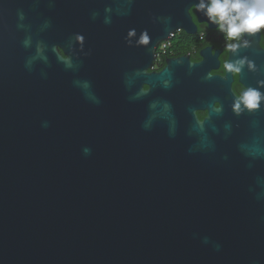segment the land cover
Listing matches in <instances>:
<instances>
[{
  "label": "water",
  "instance_id": "1",
  "mask_svg": "<svg viewBox=\"0 0 264 264\" xmlns=\"http://www.w3.org/2000/svg\"><path fill=\"white\" fill-rule=\"evenodd\" d=\"M106 2L0 0V264H264V200L250 190H260L264 159L249 167L243 140L223 135L212 136L214 151H189L197 117L186 75L168 91L158 75L142 76L150 91L136 101L125 87L128 29L148 31L150 44L137 48L148 68L167 37L149 13L170 16L173 29L194 0H137L111 26L90 15ZM45 19L51 27L39 33ZM73 32L91 49L78 72L54 57L24 68L25 35L64 45ZM77 78L91 81L99 104L73 86ZM155 97L173 105L174 137L164 121L142 127Z\"/></svg>",
  "mask_w": 264,
  "mask_h": 264
},
{
  "label": "clouds",
  "instance_id": "2",
  "mask_svg": "<svg viewBox=\"0 0 264 264\" xmlns=\"http://www.w3.org/2000/svg\"><path fill=\"white\" fill-rule=\"evenodd\" d=\"M48 6L54 7L56 0H46ZM137 0H107L102 10H92L90 15L92 20L99 19L105 26H111L116 18L127 17L132 13ZM193 7L195 14H200L206 18L208 25H214L216 31L225 41L226 58L222 63L223 76L210 74L209 69L202 77L205 81L214 78L229 79L228 90L231 93V103L228 110L233 117L242 116L254 117L259 112H264V75L260 73V67L255 60L249 58L248 55H237L241 49H248L252 45V40L257 41V47L260 51H264V43L260 41V34L264 33V0H194L190 5ZM20 20L26 18L22 9L18 10ZM153 23H159L163 27L165 33L171 34L172 18L170 16H154L149 13ZM23 27V25H21ZM51 27V21L45 19L39 27V33L46 32ZM151 38L148 31L142 30L137 36L135 28L128 29L125 42L130 47L148 46ZM21 46L29 53L24 60V68L31 72L37 64L51 66V58H55L56 62L61 64L65 71L78 72L84 59L91 55V49L85 48V35L82 32H73L68 37L64 45L48 44L44 39L36 35L33 39L31 34H27L20 41ZM62 49V53L61 50ZM236 56L235 59L229 57ZM197 63L187 61V73L191 75V69ZM248 73L256 74L258 77L253 84H245L241 81L240 75L243 70ZM167 75H163L164 73ZM147 73L143 69H135L131 73H125V87L131 91L130 101L142 99L150 91V87L146 88L144 83L137 82L141 76ZM40 75L47 77V72L42 68ZM160 79L157 87L161 90L168 91L172 89L176 83V68L168 65L162 72L157 73ZM238 78L240 85L238 92L232 91V78ZM73 86L81 90L85 98L93 104H99L100 99L92 91L91 81L87 79H74ZM207 116L195 119L190 128L188 135L193 137V144L189 148L193 151H214L215 142L213 135H223L228 137L232 134L235 127L239 125L232 120L224 119V106L219 99H213ZM204 107L189 108L190 113L196 112ZM216 113V118L210 124H206L212 113ZM157 121H164L167 125L168 134L174 137L177 134V120L172 103L164 97H155L148 103V115L142 124L145 130H150ZM48 122H42V127L47 128ZM249 133L238 148L240 152L249 159V167H252L251 161L264 159V122L251 119L248 121ZM85 155L91 153V148L85 146L82 149ZM226 158V157H225ZM259 191H255L257 200H264V180L258 181ZM209 238L204 237L203 242L209 243ZM216 250L220 245L216 242L212 244Z\"/></svg>",
  "mask_w": 264,
  "mask_h": 264
},
{
  "label": "flooded vegetation",
  "instance_id": "3",
  "mask_svg": "<svg viewBox=\"0 0 264 264\" xmlns=\"http://www.w3.org/2000/svg\"><path fill=\"white\" fill-rule=\"evenodd\" d=\"M173 32L168 34L165 40L157 43L152 54L149 67L146 66L145 53L141 50L137 53L138 47L128 46L127 57L121 62L120 67L126 73H131L135 69H143L147 74H157L168 67H175L176 74L186 75L190 81V89L192 93L191 107H204L198 109L195 113L197 119L202 116H207L213 99H219L224 106V119L232 120L238 127H235L232 134L233 138L240 140L246 139L249 133L248 121L257 119L264 122V112L257 113L254 117L242 116L239 118L233 117L228 110V105L231 103V93L228 90V83L231 79L214 78L205 81L202 79L203 75L209 70L210 74L223 76L222 63L226 58L225 41L221 35L216 31L214 25H208L206 18L200 14H195L193 7H189L185 14V20L174 27ZM126 34L124 35V37ZM260 41L264 43V33L260 34ZM126 44V42L124 43ZM237 55H248L249 58L255 60L260 67L261 75H264V51H260L257 47V41L252 40V45L248 49H241ZM235 59L236 56L229 57ZM187 61L197 63L191 69V75L186 71ZM146 74V75H147ZM144 75V76H146ZM258 77L256 74L248 73L243 70L240 79L245 84H253ZM144 83L146 88L149 86L145 80L140 77L137 82ZM240 88L238 78H232V91L238 92ZM224 137L225 142L230 137Z\"/></svg>",
  "mask_w": 264,
  "mask_h": 264
}]
</instances>
